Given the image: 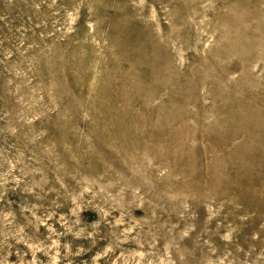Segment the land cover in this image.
<instances>
[{"label": "rangeland", "instance_id": "374dc122", "mask_svg": "<svg viewBox=\"0 0 264 264\" xmlns=\"http://www.w3.org/2000/svg\"><path fill=\"white\" fill-rule=\"evenodd\" d=\"M0 264H264V0H0Z\"/></svg>", "mask_w": 264, "mask_h": 264}]
</instances>
